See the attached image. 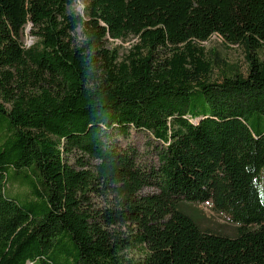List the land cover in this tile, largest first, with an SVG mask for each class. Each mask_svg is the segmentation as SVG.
Returning <instances> with one entry per match:
<instances>
[{
    "label": "trees",
    "instance_id": "trees-1",
    "mask_svg": "<svg viewBox=\"0 0 264 264\" xmlns=\"http://www.w3.org/2000/svg\"><path fill=\"white\" fill-rule=\"evenodd\" d=\"M0 264H264V0H0Z\"/></svg>",
    "mask_w": 264,
    "mask_h": 264
},
{
    "label": "rangeland",
    "instance_id": "rangeland-1",
    "mask_svg": "<svg viewBox=\"0 0 264 264\" xmlns=\"http://www.w3.org/2000/svg\"><path fill=\"white\" fill-rule=\"evenodd\" d=\"M77 11L81 9V6H77ZM22 44L24 46H29L32 44L34 39L30 36V26H27L23 32L22 36ZM110 43V42H109ZM130 42L119 43L115 42V45H121L122 49H127L129 47ZM111 44V43H110ZM207 50L216 49L222 57H224L229 62H243V57L241 52L237 48H229L225 47L221 42L216 39L210 40L208 43L204 44ZM120 143L122 149H126L128 147L135 148L138 153L141 155V161L143 163H149L153 160L152 149L149 144V140L147 135L142 132H135L130 130L129 136L127 139L117 138ZM9 191L12 195L22 193L24 190L21 188L10 187ZM145 192H149V190H145ZM189 208L188 214L191 216L193 220L201 227L211 226L213 228H223L228 231L232 224L228 221V218L221 213L214 211L211 203L205 204H186ZM196 212V213H194Z\"/></svg>",
    "mask_w": 264,
    "mask_h": 264
}]
</instances>
